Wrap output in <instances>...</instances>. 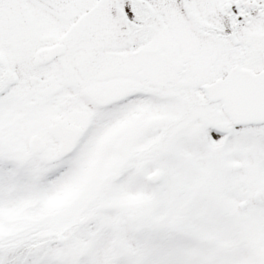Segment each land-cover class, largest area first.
<instances>
[{"label":"snow or ice","instance_id":"1","mask_svg":"<svg viewBox=\"0 0 264 264\" xmlns=\"http://www.w3.org/2000/svg\"><path fill=\"white\" fill-rule=\"evenodd\" d=\"M0 264H264V0H0Z\"/></svg>","mask_w":264,"mask_h":264}]
</instances>
